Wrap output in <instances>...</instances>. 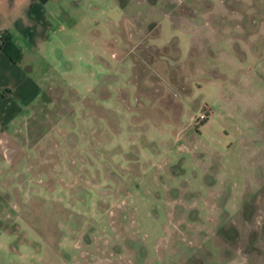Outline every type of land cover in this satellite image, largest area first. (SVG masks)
Returning <instances> with one entry per match:
<instances>
[{
  "label": "rangeland",
  "instance_id": "1",
  "mask_svg": "<svg viewBox=\"0 0 264 264\" xmlns=\"http://www.w3.org/2000/svg\"><path fill=\"white\" fill-rule=\"evenodd\" d=\"M223 1L160 0L188 31L141 5L160 25L64 32L51 57L98 52L111 94L51 106L65 125L0 192V264H264V0Z\"/></svg>",
  "mask_w": 264,
  "mask_h": 264
},
{
  "label": "crops",
  "instance_id": "2",
  "mask_svg": "<svg viewBox=\"0 0 264 264\" xmlns=\"http://www.w3.org/2000/svg\"><path fill=\"white\" fill-rule=\"evenodd\" d=\"M159 1L147 5L141 0L137 4L128 0L123 3L119 0H0V36H9L21 52L20 60L15 62L0 48V192L8 191L10 179L6 178L17 171L35 148L48 143L54 128L65 125L64 119L50 122L49 112L53 110L51 106L64 103L67 92L70 96L67 107L72 113L81 109L82 97H96L102 92L105 98L110 97L111 88L108 90L105 82L104 70L107 69L101 54L87 51L84 63L89 68L70 65L64 69L60 64L69 61L67 57H51L64 46V41H60L64 32L78 29L81 20L102 25L103 35L98 34L102 45L113 27L132 25V29H139L148 24L154 29L160 25V21L151 23V18L147 22L130 18L141 5H147L151 16L162 13L170 16L171 30L193 28L188 26L191 22L182 24L173 20L170 15L174 13L173 8L162 11ZM201 2L194 14L211 15L222 8L221 5L224 7L223 0ZM111 13L119 19L109 17ZM81 14L83 18L79 17ZM98 14L105 17L100 20ZM205 27L206 24L202 26ZM87 30L91 31L90 27ZM70 45L75 46L74 42ZM69 125L75 126V121Z\"/></svg>",
  "mask_w": 264,
  "mask_h": 264
},
{
  "label": "trees",
  "instance_id": "3",
  "mask_svg": "<svg viewBox=\"0 0 264 264\" xmlns=\"http://www.w3.org/2000/svg\"><path fill=\"white\" fill-rule=\"evenodd\" d=\"M0 48L6 53L10 59L18 62L21 58L20 49L11 41L9 36H0Z\"/></svg>",
  "mask_w": 264,
  "mask_h": 264
},
{
  "label": "built area",
  "instance_id": "4",
  "mask_svg": "<svg viewBox=\"0 0 264 264\" xmlns=\"http://www.w3.org/2000/svg\"><path fill=\"white\" fill-rule=\"evenodd\" d=\"M200 118L203 120L205 118V115L201 114Z\"/></svg>",
  "mask_w": 264,
  "mask_h": 264
}]
</instances>
